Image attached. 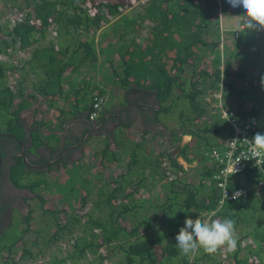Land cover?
Masks as SVG:
<instances>
[{
    "label": "trees",
    "instance_id": "1",
    "mask_svg": "<svg viewBox=\"0 0 264 264\" xmlns=\"http://www.w3.org/2000/svg\"><path fill=\"white\" fill-rule=\"evenodd\" d=\"M21 1L25 7L18 20L11 25L0 20V49L4 52L16 43L18 49L26 51V56L16 63L0 58V126L16 130L26 119L57 133L70 115H77L88 106L85 94L95 86L94 80L80 75L81 84L76 87L71 74L94 68L97 53L115 54L120 67L109 60L116 83L112 92L120 95L123 102L131 85L151 89L157 102L151 112L146 110L145 120H163L170 122V126L162 131L142 124L137 129L152 136L166 134L169 149L156 152V156L154 150L147 151L144 144L134 143L131 137L123 141L120 137L124 134L105 130L103 156L108 150L117 152L120 142L132 146L126 161L128 171L108 174L109 180L96 187L94 197L89 192L93 182L85 177L81 179L85 185L59 187L48 195L38 192L37 227H32L30 209L24 220L0 233V264H264V202L251 196L252 191L224 203L215 213L214 219L227 217L235 221V250L222 248L208 255L201 249L195 255L185 256L175 239L186 218L195 219L199 211L208 212L219 202L220 194L209 178L212 166L199 158L203 166L193 170L186 180L178 172L185 168L172 151L176 148L186 155L188 145L180 143L184 134L197 144L218 145L209 135L220 130L215 122H224L215 116H210V121L200 120L208 111L200 94L206 90L212 74L211 83L219 79L214 46L218 9L246 14L242 6L232 7L227 0H138L137 4L136 0ZM143 29L147 32L139 40L137 36ZM53 30L55 34L49 38ZM98 30L100 41L96 39ZM114 34L124 39L119 46L109 41ZM233 58V63L228 60L225 65V76L229 78L224 82L226 95L231 100L235 98L237 105L252 100L264 107V31L245 28L234 44ZM186 65H191L188 75ZM204 66H212L213 73ZM249 111L259 113L251 107ZM138 112L141 114V109L133 114ZM124 117L128 122L125 127L129 128V112ZM121 125L124 123L117 126L118 130ZM137 146L143 150L139 152L137 148L136 154ZM149 152L156 156L150 162L151 169L158 166L157 159L160 163L167 161L170 172L177 176H166L168 194L165 201L159 202V211L137 216L144 197L136 195L135 188L125 186L124 182L130 173L139 176L144 171L140 170L138 158L144 159ZM111 162L114 164L115 160ZM101 164L102 168L110 166L103 161ZM80 166L89 168L83 162ZM253 168L247 169L249 177ZM254 172L253 180L258 175ZM162 176L165 177L163 168ZM40 182L49 181L46 177ZM78 188L80 199L73 202V192ZM175 217L177 227L166 230L163 223L170 224ZM29 240L40 248L30 250L24 246ZM42 248L47 250L45 254L39 253Z\"/></svg>",
    "mask_w": 264,
    "mask_h": 264
},
{
    "label": "flooded vegetation",
    "instance_id": "2",
    "mask_svg": "<svg viewBox=\"0 0 264 264\" xmlns=\"http://www.w3.org/2000/svg\"><path fill=\"white\" fill-rule=\"evenodd\" d=\"M156 102L151 89L131 85L122 102L123 106L114 109L118 107L116 104L110 110L115 116L121 112L124 117L128 112L132 116L133 111L141 109L144 118L146 110L151 112ZM90 113L91 107L88 106L77 115H70L57 133L45 129L39 122L31 123L26 119H22V125L16 129L18 131L0 126V233L26 218L31 200L43 184L47 183L40 182L47 177V173L62 166L69 168L72 165H80L84 160V151L89 140L103 130L107 129L109 132L111 124L116 122L115 116L109 118L107 111L95 118H91ZM96 126L98 128L94 129ZM180 143L188 145V154L197 144L196 140L191 138H181ZM100 156L104 157L102 154ZM100 156L97 162L102 166L101 162L104 160H99ZM77 157H80L78 162L69 164Z\"/></svg>",
    "mask_w": 264,
    "mask_h": 264
},
{
    "label": "rangeland",
    "instance_id": "3",
    "mask_svg": "<svg viewBox=\"0 0 264 264\" xmlns=\"http://www.w3.org/2000/svg\"><path fill=\"white\" fill-rule=\"evenodd\" d=\"M135 3L137 4L138 0H136ZM24 4L25 3H23V1H21V0H19V1H17V0H0V17L2 16L1 19L4 22H6V20L9 17L10 18L8 19L7 22H9L12 19L17 20L16 17L15 18H12V17L21 13L22 9L25 7ZM129 8H131V7H129ZM239 18L245 21L246 14H242L240 12H237V14L229 13V12L226 13L223 11L222 14L218 15V24H219V22H221L222 25H224V26L235 27L236 26V24H235L236 20ZM98 32H99V30H98ZM98 32H97L96 39L98 41H100L101 39L99 38V34L101 32H99V33ZM146 32H147V29H143L142 31H140V34H139V36H137V38L139 40H141L142 38H144ZM54 34H55V30L49 32L48 37L51 38L52 36H54ZM211 40H212V38L210 39V41ZM103 41H106V38L103 39ZM109 41L111 42V44L119 46L120 43H122L124 41V39L119 38V37H117V34H114V35H110ZM99 43H102V42H99ZM232 43L233 42L230 39L228 41H226L225 42V50L230 49L229 45H231ZM218 45L219 44H218V41L216 38V44L214 45L216 49H218ZM225 50H223V55H220V56L222 57L223 61L227 62L228 54H226ZM24 54H26V51L18 49L16 43H14L13 45L7 46L4 49V52L0 49V58H2V60L5 62H12V63L19 62L20 60H22L26 56V55L24 56ZM105 54L97 53V56H96L97 60L95 63L96 66L94 68H88L86 70H83L81 73H79L78 71H74L71 74L73 82H75V85H77L76 87L80 86V84H81L80 80H79L80 75L85 76L86 79L94 80L95 86H93L92 89L88 93L85 94V97L87 98V101H88V106L90 104L92 93L94 91H101V87L104 88V91L103 90L102 91L104 93H106V95H107L106 103H108L110 96L113 94L111 89L115 85V79H114L115 76L111 73L113 71V66L111 65V62L109 60L115 61L116 62L115 66H119V65L117 64V61H116L117 56H115V54H112V55H107V54L105 55ZM212 55H213V53H212ZM204 68H207V71H209V73H213L214 68L212 66H209V67L204 66ZM184 69H185L186 75H188L191 71V65H186ZM219 70H220V72L223 70V66L221 64L219 65ZM225 72H224V74H225ZM249 75L251 76V73ZM211 77L213 78L214 75L212 74ZM210 78H208L207 81H209ZM211 85L212 84H209L208 88L212 87ZM115 97L116 96H114L112 98H115ZM206 99H211V98H206ZM228 101H231V98L229 96H228ZM245 103H246L247 108H248V106H250L251 108H253V110L258 109L259 111L264 112V107L261 104H260L261 105V107H260V105L258 103H253L252 100H248ZM255 105H257V108L255 107ZM260 109H262V110H260ZM215 119L220 120L217 116L215 117ZM215 125L217 127H220V130L218 132L213 133V135H209V137L211 140L218 141V143L220 144L223 141L227 130H226V127L224 125H222L218 122H215ZM182 138H185V137H182ZM99 139H100V137H99ZM96 144H97V141L94 139V137H92L89 140V142L87 144V148L84 151L85 157H84L83 163L85 165H88L89 168H87V166L82 167L80 165H78V166L77 165H72V166L69 165L70 166L69 168H67L68 166H62L59 169L52 170L46 174L49 182L43 184L42 188L39 189V193H42L44 195H48L49 192H51V191L52 192L58 191L59 187H62V188L64 187V189H68L71 186H74V187L77 186L78 187L82 184L85 185L86 182L83 183L81 181V179L83 177H85L87 180H91L93 182L92 187H90V189H89L90 195L93 196L97 185L101 184L102 182H105V180H109V175L113 176V174L115 173L114 171H116L118 169L119 164H123V162H114V164H113V162L110 161V158L104 156L105 160L107 162H109L108 165H110V166L106 167V168H102L103 166L102 167L99 166V164L97 162L98 157L93 153V148L96 147ZM193 157L195 160L197 158L198 159L200 158L198 156H197V158L195 156H193ZM141 158H138V165L140 167V170L144 168V171L142 173H140L139 176L136 175V181L137 182H138V180L141 181V182H139L140 186H138L139 195L144 197L143 202L146 203V201H148V203H149L148 211L151 213H157L159 211V208L156 205V202L158 200H159V202H162V201H165L167 199L166 197L168 194V184H167V182L165 183L167 178L162 176V164L161 163H160V168L159 167H155L154 169L150 168L151 167L150 166L151 160L155 159V157L152 156L151 152L147 153V155L143 157L144 159H141ZM198 159H197V161H198ZM185 160H187V159H185ZM105 165H106V163H105ZM192 166H195V167H192ZM202 166H203V163H201V164L193 163L191 165H186L187 168H185L184 171L179 170L178 172L182 173L185 176V179L187 180V178L191 177L193 170H200V168ZM99 168H102V169L100 171H98ZM64 171H65V174H64ZM66 172L69 173L68 176L66 175ZM255 174H256V172H254L248 179H246V181L248 183L253 182L252 178ZM55 175H57V176H55ZM148 175L153 176V178L147 179ZM209 178H210V176H209ZM147 181H149L150 184H147L146 183ZM212 185L214 187H216L213 182H212ZM129 186H131V185L129 184ZM85 189H86V187L83 189V192H85ZM216 189L218 190V195H219L220 189L218 187H216ZM79 194H80V188H78L76 192H73V202L80 199ZM251 194H250L251 196L256 197V193L254 190L252 191ZM258 198L261 200L260 197H257V200H258ZM261 203H262V201H261ZM67 208H70V207L66 206V209ZM30 209H32V211L30 213L33 216L31 218L32 227H37V225H38L37 224V216H38L40 210L38 207L37 200L35 198L31 200ZM61 214H64V212H62ZM198 215L201 217V219L207 218V212L206 211H204V212L199 211ZM215 216L213 218H215ZM176 217L174 218V220H172L170 222V224L163 223V226L166 230H170L171 228L177 227L176 225H174L176 223V221H175ZM53 229H54V227L52 226L50 228V232H52ZM31 244H32L31 240H29L28 242H26L24 244V246L28 247L31 250L34 247V245H31ZM105 245H107V244H105ZM29 246H31L32 248H30ZM37 248H40V247L39 246L34 247L35 250ZM46 251L47 250L42 248V250H40L39 253L45 254ZM28 260H30V259H28Z\"/></svg>",
    "mask_w": 264,
    "mask_h": 264
},
{
    "label": "built area",
    "instance_id": "4",
    "mask_svg": "<svg viewBox=\"0 0 264 264\" xmlns=\"http://www.w3.org/2000/svg\"><path fill=\"white\" fill-rule=\"evenodd\" d=\"M232 11V10H231ZM223 11L218 9V15L222 14ZM225 12V11H224ZM237 14V12H229ZM16 15V14H15ZM19 18L18 15L12 18ZM10 18V17H9ZM8 18V19H9ZM8 19L6 21H8ZM2 20V19H1ZM18 20V19H17ZM3 21V20H2ZM16 20L12 19L7 22L9 25L13 24ZM4 22V21H3ZM235 27H228L222 25L221 22L217 25L218 31V49L216 50V55L219 61V65L223 66V70H219V79L212 82V77L207 82L206 90L200 94V97L206 101L207 112L201 115V121H210V116H217L220 121L224 122L226 127V135L224 136L223 141L218 145L207 147L203 144H195L190 149V160H185L183 163L184 168H187L186 165H191L193 163L200 162L202 158L205 164L212 166V174L210 179L215 184L216 187L220 189V196L218 198L219 202L216 207L207 212V217L213 213L217 212V209L221 207L227 201L233 199V195L237 192L241 193L242 196H245L249 191H255L256 197H260L261 201L264 202V166L258 168L255 166V161L252 159H242L248 153L250 145L243 141L244 139L251 140L256 132H264V112L259 111L254 115L249 111L250 106L246 107V101H243L240 105L235 101V98L231 101H228V95H226V87L224 82L229 78H226L225 65L227 62L223 61L220 55H223V50H225V42L229 39L233 42L229 45L230 49L225 50L228 54V59L233 63V53H234V44L241 38L244 28H246L245 23L242 19L236 20ZM231 70H234V67L231 65ZM252 75H256L252 72ZM209 84H212L208 88ZM211 98V99H206ZM107 101V95L102 90L94 91L91 95V100L89 106L91 107L90 117L95 118L101 114L104 109V105ZM213 102V103H212ZM257 108V105H255ZM224 111L229 114L225 116ZM228 119V120H227ZM184 139H190V135H183ZM216 151L219 154V158L212 155L213 151ZM200 157V159L195 160L194 157ZM241 159V160H240ZM240 162L235 166L236 171L233 174L234 164ZM197 166V165H196ZM249 167H254L253 169L258 172V175L254 177L253 182L248 183L246 179L249 178L247 169ZM162 168L164 171L165 177L168 178L176 177V174L170 172V168L167 161L162 162ZM250 170L251 173H254V170ZM227 194V198H226ZM240 196V195H239Z\"/></svg>",
    "mask_w": 264,
    "mask_h": 264
},
{
    "label": "clouds",
    "instance_id": "5",
    "mask_svg": "<svg viewBox=\"0 0 264 264\" xmlns=\"http://www.w3.org/2000/svg\"><path fill=\"white\" fill-rule=\"evenodd\" d=\"M232 7H241L246 13L245 26L248 30L264 31V0H227ZM261 85L264 86V78H261ZM225 116H229L227 112ZM228 120V119H227ZM185 135V134H184ZM191 137V136H190ZM250 145L248 153L242 159H252L255 166H264V132H256L251 140L244 139ZM212 155L219 158V154L214 150ZM241 160V159H240ZM234 164L233 174L236 171ZM241 193L233 195V199L239 197ZM227 198V194H226ZM215 212L207 218L195 219L188 217L184 226L179 229L175 239L177 248L185 256L195 255L201 249L208 255H214L222 248L235 250L238 237L236 235L235 221L230 218L214 219Z\"/></svg>",
    "mask_w": 264,
    "mask_h": 264
},
{
    "label": "crops",
    "instance_id": "6",
    "mask_svg": "<svg viewBox=\"0 0 264 264\" xmlns=\"http://www.w3.org/2000/svg\"><path fill=\"white\" fill-rule=\"evenodd\" d=\"M101 90L104 91V88L101 87ZM114 96H116V97L112 98ZM116 104H118V107H115L114 109H118V108H121L123 106L122 97L120 95H115L113 93L110 96L108 103H106L103 107V109H104L103 112H105V111L109 112V116H108L109 118H112L113 116H115L114 114H112L110 108ZM110 112H111V114H110ZM138 113L133 114L130 117V120H132V125L129 128H126L125 126H126V123H128V122L125 120V117L123 119L122 113L119 112L118 115L114 117V119H116V122H113V124H111V126H112L111 130L115 132L114 134H118V133H120V134L122 133V135L124 134L123 136L120 137V139H123V141L127 140L126 138L129 136L132 138V141L134 143L138 142L139 145L144 144L147 148V151L154 150L156 156H157L156 152L164 151L165 148L169 149V148H167L169 144L167 141L166 134L163 137H160L159 135L152 136V133H150V132L142 134L141 130H138L137 127L140 126V128H141L142 124H144V125L152 128V129H155L156 127H158L162 131H164L166 128H168L170 126V122L164 123L163 120H154V119L145 120V117L142 118V115L140 114V112H138ZM123 123H124V125H121V127H120L121 130H118L117 126L120 124H123ZM104 131L105 130H103L99 134H95L93 136L94 139L97 141L96 147L93 148V153L97 157L100 156V154L102 153L101 150L103 149V147L105 145L104 141L106 138V134H104ZM114 134H111V135H114ZM107 136H109V135L107 134ZM142 136L144 137L143 139H142ZM99 137H100V139H99ZM109 138H111V136ZM162 139H163V141H162ZM106 140H107V138H106ZM136 140H140V141H136ZM160 141H162V142L160 143ZM138 146L135 147L136 148V154H137ZM117 148H118L117 152H115V149L114 150H108V151H106L104 156L110 158V161H112L114 159L115 162H123V164H119L118 169L116 171H114L115 173L127 172L129 166L127 165L126 161H127L128 157H130V154H131L130 148H132V146L131 145L128 146L127 144H125V142H120ZM142 150H143L142 147L138 148L139 152H141ZM116 153H118V154H117V158L115 159ZM172 154L177 155L176 159L178 161L180 160L179 161L180 163H183L185 161V159H187V160L191 159L190 155H188V152L186 153V155H183V154L178 153V149H176V148H173ZM99 160H104V163H106V164L109 163L105 160L104 157L102 158V156H100ZM156 161L159 163L157 167L160 168V162L158 161V159ZM162 162H161V164H162ZM136 175H137L136 173H130L129 177H127L125 179L124 185L129 186V184H130L131 186H133L135 188V194L139 195L138 186H140L139 182H141V181H139V180H138V182L136 181ZM147 177H148L147 179L153 178V176H150V175H148ZM126 182L128 184H126ZM146 183L150 184L149 181H147ZM156 203L158 206L159 200ZM148 205H149L148 201H146V203L143 202L142 206L138 209V215L137 216H139L140 214H150L151 212L148 211Z\"/></svg>",
    "mask_w": 264,
    "mask_h": 264
},
{
    "label": "water",
    "instance_id": "7",
    "mask_svg": "<svg viewBox=\"0 0 264 264\" xmlns=\"http://www.w3.org/2000/svg\"><path fill=\"white\" fill-rule=\"evenodd\" d=\"M107 114H108V112H107ZM98 128V126H96L94 129H97Z\"/></svg>",
    "mask_w": 264,
    "mask_h": 264
}]
</instances>
